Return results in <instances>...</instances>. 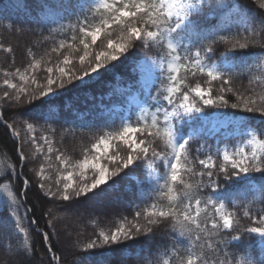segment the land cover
<instances>
[{
	"label": "snow or ice",
	"instance_id": "obj_1",
	"mask_svg": "<svg viewBox=\"0 0 264 264\" xmlns=\"http://www.w3.org/2000/svg\"><path fill=\"white\" fill-rule=\"evenodd\" d=\"M22 3L17 0L18 7ZM253 4L258 16L231 0H40L37 22L48 31L41 43L51 44L40 55L28 48L23 67H13V57L0 68V126L16 146L14 162L0 160V226L7 224L0 241L14 242L12 254L24 258L10 264H29L33 233H39L50 264H67L53 236L70 245L71 264H112L111 252L151 237L164 223L173 243L165 246L162 264H264V0ZM4 27L16 25L8 21ZM149 50L156 54H138ZM13 51L0 43V52ZM126 61H132L127 79L107 94L101 123L79 126L91 143L73 160L54 147L57 105L63 112L59 98ZM189 76L206 79L190 84ZM242 77L246 89L235 87ZM114 144L125 155L113 151ZM37 156L42 163L29 168V178L24 169ZM53 160L54 186L46 175ZM141 168L146 173L138 180L133 173ZM117 176L135 181L124 184L135 196L131 219L122 215L105 228L93 214L85 219L74 211L85 200L108 195L120 183ZM33 189L53 204L45 213L51 233L28 215ZM65 216L91 228L92 237L81 241L77 232L75 241L66 240L54 225ZM145 251H137L136 264H161L148 261Z\"/></svg>",
	"mask_w": 264,
	"mask_h": 264
},
{
	"label": "trees",
	"instance_id": "obj_2",
	"mask_svg": "<svg viewBox=\"0 0 264 264\" xmlns=\"http://www.w3.org/2000/svg\"><path fill=\"white\" fill-rule=\"evenodd\" d=\"M231 2L244 9L246 12L253 16H258L259 13L253 4V0H231ZM39 3L40 0H23L21 6H17V0H0V43L10 45L13 47V54L10 56L7 53L0 52V68H7L11 64V60L15 58V65L13 67H23L27 63V49L33 48L38 55L42 54L45 48L51 44V41L43 42L44 37L48 36L45 23H38L37 17L39 15ZM8 21L15 22L14 30H6L4 24ZM67 23V20L63 21ZM48 26L54 27L55 24L51 21L47 22ZM140 55H155V50H149L147 53L140 51ZM131 55V53L129 54ZM55 61L56 56L53 54L51 57ZM132 61H126L123 64L117 65L111 73H108L104 77H98L95 81L89 83L87 86L75 87L71 91H67L62 97L59 98V102L63 103V112H60V107L57 105V119L58 122L54 125L57 128V135L55 137L56 144L54 147H58L61 151L65 152L67 156H70L73 160L79 159L81 156V150L84 146L91 143L89 140L87 130H82L79 126L82 124H88L89 122L94 124H100L101 119L98 115L101 108V104H108V93L114 88L117 81H121V78L127 79L129 73V65ZM43 76V72L40 73ZM184 75V73H181ZM199 80L202 84L206 77L193 78L188 77V83H194ZM0 83H2V77H0ZM218 83V82H214ZM235 87L246 89L249 87L247 78H240L236 80ZM259 90V88L257 89ZM229 113L236 110L227 109ZM12 115L11 111L8 112L6 118H10ZM113 119L118 117L114 116ZM43 123V121H41ZM255 123H259L257 119ZM66 129H72V131H66ZM114 130V129H113ZM63 133V135H61ZM215 140L209 139L211 144ZM15 144L13 143L10 135L6 133L3 126H0V160L7 158L8 163L14 162L15 156ZM26 154L31 155L33 149L25 148ZM113 151H118L121 156L125 155V149L122 145L116 144ZM42 163L41 158L37 156L35 160H30L28 167L24 169L25 176L32 178L34 174L29 171V168H38ZM51 167L47 168L46 175L51 176L53 183L58 179V173L56 171L55 161H51ZM111 168V165H109ZM145 169H137L133 175L137 179H143L145 177ZM123 175V174H121ZM120 181V177L114 178ZM111 182V181H110ZM17 186L20 184V180H17ZM125 183L135 184V181H120L113 189H109V194L103 198H98L95 201L85 200L81 204L75 206L74 211L83 214L84 218L87 219L89 214H93L99 220V226L111 227L114 223L119 221V217L122 215L129 216L131 219V211L134 205L130 206V201L135 199L131 193L126 192L124 189ZM36 189L28 194L26 207L31 208L32 212L28 215L30 217H36L38 224L37 227L44 231L51 229L47 228V219L45 215L49 207H53V204L48 202V198L42 197L37 198ZM60 203V202H56ZM67 203V202H64ZM161 205H166V200L160 199L158 201ZM239 205V202H237ZM236 211L237 209H232ZM21 213L25 211V208L20 209ZM55 211V208H54ZM239 214V213H238ZM27 224V221H25ZM58 232L63 233L66 240L75 241L76 233L80 232L81 241H86L91 238L93 233L91 228L80 227V222L73 216L62 217L59 221H54ZM7 228V224L0 226V231ZM71 233V235H68ZM33 239V250L31 256L28 258L29 264H50L49 255L46 252V246L43 243L39 233L32 234ZM51 240L56 244L57 254L63 250L67 264H71L74 257L70 254V245H60L56 237H51ZM250 242V241H249ZM246 242V243H249ZM173 243L172 237L169 234L167 223L161 224L155 229L154 234L151 237H141L139 241H129L128 248L120 246L117 251L111 252L112 264H120L122 257H130L124 261V264H136V253L140 249H147L149 251L143 252L141 255L147 257L148 261L159 260L162 264V260L167 258L165 256V246H170ZM14 242L0 241V264H10V261L23 260V257H18L12 254L14 251ZM102 251V250H101ZM182 251V250H181ZM233 251H237L233 249ZM151 253V254H150Z\"/></svg>",
	"mask_w": 264,
	"mask_h": 264
},
{
	"label": "rangeland",
	"instance_id": "obj_3",
	"mask_svg": "<svg viewBox=\"0 0 264 264\" xmlns=\"http://www.w3.org/2000/svg\"><path fill=\"white\" fill-rule=\"evenodd\" d=\"M98 78V77H97ZM91 83V82H90ZM121 86V81H117L116 83H115V86L114 87H120ZM108 97V96H107ZM103 105H106V104H101V106H103ZM209 127H211V124H209ZM215 143H217V141H214V142H212L211 144L212 145H215ZM229 143V146H231V141H229L228 142ZM224 145L223 144H220V147H223ZM116 147V144H114L113 145V148H112V150H114V148ZM145 172H146V169H145ZM164 174V172H163V169H161V175H163ZM144 179V178H143ZM143 179H138V180H143Z\"/></svg>",
	"mask_w": 264,
	"mask_h": 264
}]
</instances>
